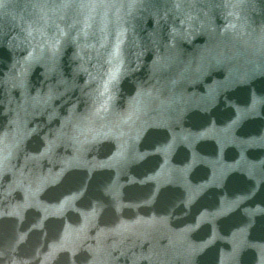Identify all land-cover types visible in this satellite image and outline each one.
Segmentation results:
<instances>
[{"label":"water","instance_id":"water-1","mask_svg":"<svg viewBox=\"0 0 264 264\" xmlns=\"http://www.w3.org/2000/svg\"><path fill=\"white\" fill-rule=\"evenodd\" d=\"M0 264H264L261 0H0Z\"/></svg>","mask_w":264,"mask_h":264}]
</instances>
